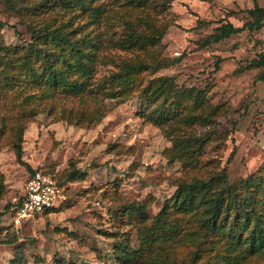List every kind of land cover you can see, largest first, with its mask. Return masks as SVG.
I'll return each mask as SVG.
<instances>
[{"label": "rangeland", "instance_id": "rangeland-1", "mask_svg": "<svg viewBox=\"0 0 264 264\" xmlns=\"http://www.w3.org/2000/svg\"><path fill=\"white\" fill-rule=\"evenodd\" d=\"M96 3L119 12L109 25L100 19L95 30L106 45L101 60L107 58L97 66L83 98L55 91L37 107L25 123L20 161L9 127L17 116L14 100L0 102L5 123L0 135V238L15 239L0 243V264H264V246L251 252L246 244L229 243L227 229L207 232L190 220L195 210L186 215L172 210L169 225L176 229L157 231L154 247L145 245L149 228L179 183L224 169L233 188L241 191L248 177L264 178V81L255 80L256 70L245 69L264 53V27L199 48L216 27H241L247 11L254 3L264 8V0ZM23 4L26 0H0L1 45L30 42L29 17L20 18L7 6L15 10ZM141 20L147 29L157 26L161 39L157 49L146 52L148 57H140L150 62L156 51L169 65L142 72L135 87L118 85L119 63L134 59L136 52L109 46L107 40L122 38L124 21ZM167 98L183 104L163 105ZM205 102L226 110L210 128L184 117L187 108L199 109ZM159 106L172 110L163 121L154 113ZM202 135L209 139L200 147ZM36 172L55 183L64 201L53 211L16 223L5 206L23 194Z\"/></svg>", "mask_w": 264, "mask_h": 264}, {"label": "trees", "instance_id": "trees-1", "mask_svg": "<svg viewBox=\"0 0 264 264\" xmlns=\"http://www.w3.org/2000/svg\"><path fill=\"white\" fill-rule=\"evenodd\" d=\"M26 2L27 4L15 10L7 6L18 17L26 19L29 17L26 29L30 35V42L25 46L6 47L0 44V102L5 97H10L17 109V116L9 126L13 137L11 145L17 161H20L22 156L25 123L34 115L37 107L43 106L51 99L55 91H61L65 97L83 98L85 92L90 89L89 82L97 66L107 58L105 56L101 60V52L106 45L95 34L97 23L103 19L106 25H109L115 21L119 13L117 9H107L96 3L97 0H26ZM247 16L248 20L241 27H235L231 23L216 27L199 42V48L219 43L243 31H260L264 27L263 7L254 3L253 8L247 11ZM124 23L126 28L122 38L114 42L107 40V44L136 52L135 56L131 57L134 59H126L127 61L119 63L120 74L115 75L118 85L125 83L127 86L135 87V79L139 74L149 68L157 70L167 67L169 63L167 60H159V53L156 51L153 58L149 57L152 63L143 57H148L146 52L149 49L154 50L159 46L161 35L157 33V26L148 24L147 29L142 20L138 24L132 21ZM150 23L155 24V21L151 19ZM136 47L141 51L137 52ZM220 61L221 58L218 57L215 70ZM245 69L256 70L255 80L264 81V53L250 60ZM176 103L169 101L168 98L163 100V105L172 106ZM182 104L177 103L176 106ZM164 107L154 109V113H158V119L161 121L172 113V110L163 111ZM187 110L185 119L202 128L216 126L218 118L226 112L222 106H212L208 102L199 109ZM175 114L179 116L178 111H175ZM4 132L5 123L1 118L0 135ZM208 139L203 135L199 137V146H203ZM59 205L46 212L53 211ZM19 206L18 201L6 205L5 209L9 211ZM135 210L136 213L143 215L141 208L136 207ZM172 210L181 211L184 215L195 210L196 213L190 220L199 222L211 234L221 233L227 229V233H232L228 236L229 243L233 242L236 246L246 244L251 252H256L264 246V178L248 177L242 183L241 191L233 188L224 169L213 175L179 183L149 228L150 235L146 238V247H154L157 242L155 238L157 231L176 229L175 226L169 225ZM12 213L16 216V209H12ZM1 217L2 214L0 222ZM222 218L227 220L224 226L219 224ZM14 241L15 239L11 241L0 238V243L5 245Z\"/></svg>", "mask_w": 264, "mask_h": 264}, {"label": "built area", "instance_id": "built-area-1", "mask_svg": "<svg viewBox=\"0 0 264 264\" xmlns=\"http://www.w3.org/2000/svg\"><path fill=\"white\" fill-rule=\"evenodd\" d=\"M63 199L62 192L51 179L40 172L28 178L23 194L15 202H20L16 209L15 222L42 214L58 206Z\"/></svg>", "mask_w": 264, "mask_h": 264}]
</instances>
